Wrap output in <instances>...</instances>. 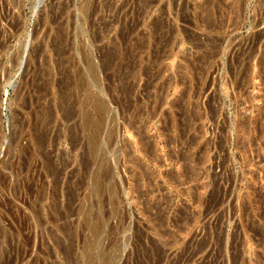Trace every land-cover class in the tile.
<instances>
[{
  "label": "rangeland",
  "instance_id": "rangeland-1",
  "mask_svg": "<svg viewBox=\"0 0 264 264\" xmlns=\"http://www.w3.org/2000/svg\"><path fill=\"white\" fill-rule=\"evenodd\" d=\"M0 264H264V0H0Z\"/></svg>",
  "mask_w": 264,
  "mask_h": 264
},
{
  "label": "bare ground",
  "instance_id": "bare-ground-1",
  "mask_svg": "<svg viewBox=\"0 0 264 264\" xmlns=\"http://www.w3.org/2000/svg\"><path fill=\"white\" fill-rule=\"evenodd\" d=\"M249 208V207H248Z\"/></svg>",
  "mask_w": 264,
  "mask_h": 264
}]
</instances>
